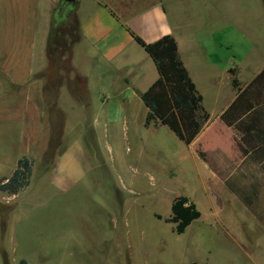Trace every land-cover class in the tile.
<instances>
[{"label":"rangeland","instance_id":"rangeland-1","mask_svg":"<svg viewBox=\"0 0 264 264\" xmlns=\"http://www.w3.org/2000/svg\"><path fill=\"white\" fill-rule=\"evenodd\" d=\"M165 6L172 22L184 24L182 34L215 24L221 65L215 80L202 81L211 109L220 98L214 91L229 90L226 59L235 56L244 65L251 47L264 49V0H165ZM72 31L60 35L61 56L64 36ZM55 59L57 70L61 60ZM51 69L49 87L68 83ZM64 110L66 115L54 113L55 123L48 110L44 152H37L28 190L12 202L0 193V264H264V230L233 193L207 192L191 160L182 161L184 151L168 127H145L142 101ZM72 128L83 131L88 169L64 187L45 169L54 164L63 132L66 137ZM181 195L202 217L178 235L167 220Z\"/></svg>","mask_w":264,"mask_h":264},{"label":"crops","instance_id":"crops-1","mask_svg":"<svg viewBox=\"0 0 264 264\" xmlns=\"http://www.w3.org/2000/svg\"><path fill=\"white\" fill-rule=\"evenodd\" d=\"M62 1L0 0V180L11 179L20 160L35 162L40 148L44 152L48 110L55 123L54 113L66 115L65 107L103 110L142 101L141 95L160 74L137 38L152 44L173 36L210 115L191 145L175 135L184 151L182 161L191 160L209 194L233 193L264 230V49L251 47L244 65H238L235 56L226 59L229 90L216 89L219 102L210 109L202 81L216 79L222 46L213 22L203 23L204 31L188 29L182 34L184 24L172 22L165 0H72L76 9L57 28L51 52L54 16ZM68 28L69 33L73 31L64 36L61 56L60 35ZM55 56L62 61L57 70ZM52 67L57 75L69 77L66 85L49 87ZM65 135L54 164L45 172L51 171L56 185L71 187L84 178L88 165L83 162V131L72 128ZM71 161L76 165H70ZM27 190L16 195L0 193L12 202Z\"/></svg>","mask_w":264,"mask_h":264},{"label":"trees","instance_id":"trees-1","mask_svg":"<svg viewBox=\"0 0 264 264\" xmlns=\"http://www.w3.org/2000/svg\"><path fill=\"white\" fill-rule=\"evenodd\" d=\"M75 9L74 1L63 0L56 11L54 31L51 36V50L54 47L57 28L67 22L69 14ZM137 42L152 57L160 74V78L152 87L141 95V99L148 109L145 127L166 126L179 140L186 145H191L202 133L210 115L203 106V96L180 59L176 39L173 36H165L155 43L147 44L137 38ZM234 86L238 87V82L234 81ZM33 166L34 162L27 158L20 160L14 176L11 179L0 180V191L16 195L27 188L30 185ZM201 217L202 213L197 205L188 197L181 196L174 200L172 217L167 221L175 225V232L178 235H182ZM19 264H28V262L21 260Z\"/></svg>","mask_w":264,"mask_h":264},{"label":"water","instance_id":"water-1","mask_svg":"<svg viewBox=\"0 0 264 264\" xmlns=\"http://www.w3.org/2000/svg\"><path fill=\"white\" fill-rule=\"evenodd\" d=\"M65 1H72V0H65Z\"/></svg>","mask_w":264,"mask_h":264}]
</instances>
